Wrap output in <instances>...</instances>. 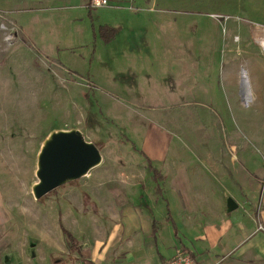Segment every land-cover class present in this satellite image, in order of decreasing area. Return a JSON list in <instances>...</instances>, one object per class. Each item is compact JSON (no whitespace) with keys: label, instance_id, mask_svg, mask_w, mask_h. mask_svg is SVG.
Segmentation results:
<instances>
[{"label":"rangeland","instance_id":"obj_1","mask_svg":"<svg viewBox=\"0 0 264 264\" xmlns=\"http://www.w3.org/2000/svg\"><path fill=\"white\" fill-rule=\"evenodd\" d=\"M88 2L0 0V246L7 234L13 264H76L61 213L69 231L74 222L94 230L70 212L94 211L84 186L152 193L147 164L159 175L186 170L194 215L228 198L242 207L258 192L244 187L240 153L263 168L264 0ZM100 25L117 28L107 42ZM57 130L91 142L99 169L37 200V156Z\"/></svg>","mask_w":264,"mask_h":264},{"label":"crops","instance_id":"obj_2","mask_svg":"<svg viewBox=\"0 0 264 264\" xmlns=\"http://www.w3.org/2000/svg\"><path fill=\"white\" fill-rule=\"evenodd\" d=\"M231 147L232 159L235 162L236 147ZM240 154L246 166L244 169L250 177V184H245L244 187L248 192H252L258 185V192L253 198L242 202V207H238L234 201L236 207L230 211L219 202L215 204V209H197L195 215L188 210L190 205L184 194L187 190L184 183L189 182V179L184 176L186 170L182 167L164 170L157 182L153 181L148 172L152 182L150 189H147L152 193H145V187L140 184L121 182L116 184L115 188H102L99 181V185H85L83 195H91L96 203L94 211L84 214L77 206V210L68 209L67 216L70 217L72 212L76 216L89 219L93 222L89 227L94 230L84 231L81 224L74 222V229L69 231L64 226L63 213L58 219L74 237L78 249L83 254V257H80L72 251L75 258L72 262L161 264L173 254L177 246H181L201 264H264V166L259 170L252 169L249 161L251 158L246 150ZM262 160L264 165V155ZM98 169V166L90 168L85 174L88 178L85 179H90L92 171ZM252 177L256 179L254 185ZM159 181H163V186L157 184ZM59 211L62 212L61 207ZM167 212L176 228L175 234L171 223L165 220ZM167 224L170 228H167ZM258 226L261 229H258ZM39 235L38 239L41 243L44 242L42 233ZM8 239L5 234L3 246H0V264L14 263L13 259L11 261V257L7 256V251H12V248L7 246L11 244ZM21 250L24 255L23 247ZM18 252L20 255V249ZM23 255H20V262L27 261Z\"/></svg>","mask_w":264,"mask_h":264},{"label":"water","instance_id":"obj_3","mask_svg":"<svg viewBox=\"0 0 264 264\" xmlns=\"http://www.w3.org/2000/svg\"><path fill=\"white\" fill-rule=\"evenodd\" d=\"M100 161L98 149L85 141L76 130H57L44 139L37 156L35 175L37 182L32 188L35 199H39L64 182L77 179ZM236 207L230 198L226 209Z\"/></svg>","mask_w":264,"mask_h":264},{"label":"trees","instance_id":"obj_4","mask_svg":"<svg viewBox=\"0 0 264 264\" xmlns=\"http://www.w3.org/2000/svg\"><path fill=\"white\" fill-rule=\"evenodd\" d=\"M98 31H99V35L101 36L102 40L107 42L112 38L114 33L117 31V28H113V27L106 26V25H100L98 27ZM143 155H144V158L146 159V161L148 162L149 161L148 157L145 154H143ZM146 168H147V171L151 174V178L153 179L154 182H157L159 179H161V176L158 174V172L156 171V169L154 167L147 164ZM43 197H42V199H43ZM165 220H167L171 223L173 233L175 234L176 228L170 219L169 212H167V214L165 216ZM58 225L60 227L61 233L63 234L64 238L66 239L67 243L72 248V250L75 251L80 257H83L82 252L77 247V244H76L74 237L70 234V232L68 230H66L63 227V225L61 224L60 221H59Z\"/></svg>","mask_w":264,"mask_h":264},{"label":"built area","instance_id":"obj_5","mask_svg":"<svg viewBox=\"0 0 264 264\" xmlns=\"http://www.w3.org/2000/svg\"><path fill=\"white\" fill-rule=\"evenodd\" d=\"M88 5L90 7H100L107 5V0H89ZM258 229H261L260 226H258ZM161 264H201L196 259H194L189 251L184 249L181 246H177L174 249V252L171 256L164 259Z\"/></svg>","mask_w":264,"mask_h":264}]
</instances>
